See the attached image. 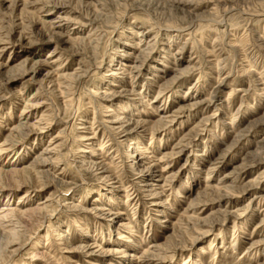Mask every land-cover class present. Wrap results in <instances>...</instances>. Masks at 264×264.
<instances>
[{"label": "rangeland", "instance_id": "1", "mask_svg": "<svg viewBox=\"0 0 264 264\" xmlns=\"http://www.w3.org/2000/svg\"><path fill=\"white\" fill-rule=\"evenodd\" d=\"M15 1L0 0V264H264V0ZM116 116L146 131L122 142ZM56 132L36 168L52 181L14 172ZM100 145L107 173L81 163ZM56 230L69 250L48 246Z\"/></svg>", "mask_w": 264, "mask_h": 264}, {"label": "bare ground", "instance_id": "2", "mask_svg": "<svg viewBox=\"0 0 264 264\" xmlns=\"http://www.w3.org/2000/svg\"><path fill=\"white\" fill-rule=\"evenodd\" d=\"M18 1V0H17ZM17 1H15V2H12L10 5L11 6H14V5H16V3H17ZM25 1H28V0H25ZM30 1V0H29ZM43 5V4H42ZM50 5V4H49ZM57 5V4H56ZM46 6V5H45ZM43 9V8H42ZM30 34V33H29ZM2 41H3V39H2ZM5 43H3V42H0V47H2L1 45H4ZM143 54V53H142ZM122 66H125L124 65V63H122L121 64ZM130 68V69H129ZM129 68H128V70H127V68L125 69V68H122V67H117V70H120L121 71V73H126L127 71V74H130V72L135 68H137V67H134V66H129ZM126 71V72H125ZM24 72H26V71H23V73ZM63 75V74H62ZM20 76H23V74L22 75H20ZM80 76V75H79ZM9 80H10V77L9 78H7L6 79V83H8L9 82ZM57 80H59V79H57ZM56 80V81H57ZM13 81V80H12ZM53 81V80H52ZM61 83V82H60ZM3 84V83H2ZM53 84H54V82H53ZM62 84V83H61ZM56 85V84H55ZM5 86V85H4ZM60 87V86H59ZM58 87V88H59ZM63 87V86H62ZM62 90V89H61ZM60 91V90H59ZM66 91V90H65ZM61 92V91H60ZM59 93V92H58ZM35 94V93H34ZM63 96V95H62ZM64 97V96H63ZM66 97V96H65ZM38 105H36L35 103H25V105L22 107V110H21V113L22 114H28L31 110H34L36 107H37ZM21 114V115H22ZM116 115V114H115ZM28 116H29V114H28ZM118 116V115H117ZM116 116V118L112 121V123L114 124V125H116L115 127H116V129H118L119 130V132L121 133V139H122V142L123 141H125V140H127V139H133V138H135V139H137L140 135H138V136H136L137 135V133L136 132H143L145 129H142V128H144V123L143 122H137L136 123V125H135V128L134 129H131V130H127V128H126V126H127V124H129L128 123V121L126 120H123V118H119V117H117ZM22 117V116H21ZM26 117V116H25ZM122 117V116H121ZM28 118V117H27ZM25 120H23V122H24ZM130 121V120H129ZM22 122V121H21ZM22 122V125H19L20 127H21V129H22V127L26 130V129H28L29 131H33V130H38V129H40L39 127L41 126H39L38 128L36 127V126H31L30 127V125L29 124H25V123H23ZM127 122V123H126ZM111 123V122H110ZM20 124V123H19ZM38 124V123H37ZM18 125V124H17ZM17 125H16V128H17ZM43 126V125H42ZM111 127V126H110ZM137 128H141V130L139 131ZM15 129V128H14ZM19 129V128H18ZM13 130V129H12ZM41 130V129H40ZM117 130V131H118ZM14 131V130H13ZM39 131V130H38ZM146 131V130H145ZM144 131V132H145ZM40 132V131H39ZM21 133H23V132H21ZM27 133V132H26ZM17 134H18V132H17ZM22 135H24V134H22ZM26 135V134H25ZM59 135H60V132H59ZM18 136V135H17ZM62 136H63V134H62ZM134 136V137H133ZM58 137V132H56L54 135H52V137L51 138H57ZM59 138V137H58ZM53 140V141H51V142H49V144L47 145V146H45V147H43L41 150H40V152H39V157H36V158H34V164L32 165V167L31 168H20V169H18V170H16V171H14V172H16V173H18L20 176H23L22 178H24V179H26L27 177H30L31 175L33 176V178H37V180H39V184L40 185H45V182L44 181H42V178L41 177H44V178H47V177H49L48 176V174H45V172H42V170L41 169H39V170H37L36 168H37V166H42V165H47L48 164V159H49V157H51L52 155H53V152H54V148L58 145V140ZM60 139H61V137H60ZM83 140H91L92 138L91 137H84V138H82ZM5 140V139H4ZM12 140V139H11ZM50 140V139H49ZM52 140V139H51ZM4 142V141H3ZM4 143H6V141L4 142ZM10 144H11V142H9ZM10 144H8V146H11ZM87 144H90V143H87ZM3 145H5V144H3ZM3 145H0V154L2 153V151L3 150H5L6 148L3 146ZM61 145V144H60ZM6 146V145H5ZM60 147V146H59ZM262 147H264V146H262ZM56 148H58V146L56 147ZM102 145H100V147H98V148H96V150H98L99 152H97V153H95V152H93L92 153V157L90 156L89 158V160H84V161H82L81 163H84V164H87L86 165V167H89V169L91 168V169H94L97 173H107V172H110L109 170H108V168L106 167V165L105 164H103V162L101 163V162H99V160L97 161L96 160V158H98V156H100L101 155V151L100 150H102ZM10 150V149H9ZM139 153H140V151H139ZM142 154V153H141ZM162 154V153H161ZM131 155H134L135 156V154L133 153V154H131ZM164 155V154H163ZM166 155V154H165ZM142 156H144V154L142 155ZM147 157V156H146ZM145 158V157H144ZM162 158V157H161ZM164 158V157H163ZM101 159V158H100ZM141 158L140 157H138V155H136V157L132 160V162H133V164L134 165H138V166H141L142 164H141ZM144 160H146V159H144ZM103 161V160H102ZM146 161H148V160H146ZM159 161H160V159H159ZM145 162V161H144ZM105 163V162H104ZM143 163V162H142ZM153 164V163H152ZM158 165V164H157ZM150 166V165H149ZM153 166V165H152ZM90 169V170H91ZM37 170V171H36ZM88 170V169H87ZM150 170H151V168L149 169V168H147V169H141V170H138L139 172L138 173H140V177H144L145 178V176L146 175H148V172L150 173ZM112 172V171H111ZM144 172V173H143ZM116 173V172H115ZM120 173V172H119ZM143 174V175H142ZM119 175V174H118ZM110 175H106L104 178H106V179H109L110 177H109ZM114 176V178H119V177H117V175L115 176V175H113ZM51 180L50 181H52L53 180V178H51V177H49ZM159 178V177H158ZM28 179V178H27ZM155 180H157V179H155ZM161 180V179H160ZM164 181H165V179H164ZM119 182V181H118ZM47 184V183H46ZM147 185H148V187H149V185H151L152 187H154L155 186V184H149V183H147ZM150 188V187H149ZM126 189H124V191H125ZM151 190V189H150ZM154 191V190H153ZM99 194V199H100V197H102V195H103V192H98ZM154 193H156V192H154ZM160 195V194H159ZM149 196V195H148ZM150 196H151V194H150ZM157 196V195H156ZM98 199V200H99ZM156 204V203H155ZM47 205V204H46ZM46 205H44V207L46 206ZM73 207V206H72ZM12 212V210H10L8 213H11ZM46 212V211H45ZM1 214H0V219H4V217L7 215V213H2V212H0ZM10 221H12L11 219H9ZM3 221V220H2ZM14 223H16V222H14ZM18 223V222H17ZM0 225L2 226L1 228H3L4 229V226L1 224V221H0ZM16 225L15 224H13V226L12 227H9L8 228V230L7 231H13L14 232V230L16 229V227H15ZM19 226H21V225H19ZM21 228V227H20ZM23 228V227H22ZM55 228V227H54ZM53 229V228H52ZM1 231H3V230H1ZM65 231H68V230H62V231H59V230H56L55 231V234H54V241L52 242L51 241V243L48 245V246H52V244H55V243H57L58 244V246H60V245H62V247H61V249H63L64 251H66V250H69V249H67L68 248V241L66 240V239H64L63 237H64V235L65 234H63ZM12 232V233H13ZM10 235H12V234H10ZM12 239H14V238H12ZM11 239V240H12ZM57 240V242H55ZM14 240H12V242H13ZM10 243H11V241H9ZM92 245H85V244H83V245H81V246H79V248H81L82 250H84L85 252H87V253H89V254H92V253H94L95 251H92V247H91ZM48 255V254H47ZM132 256V255H131Z\"/></svg>", "mask_w": 264, "mask_h": 264}]
</instances>
